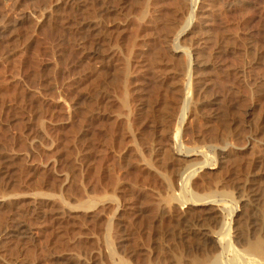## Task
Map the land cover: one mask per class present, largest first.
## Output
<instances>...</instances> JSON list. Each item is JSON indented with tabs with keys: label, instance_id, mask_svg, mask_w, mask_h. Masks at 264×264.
<instances>
[{
	"label": "rangeland",
	"instance_id": "obj_1",
	"mask_svg": "<svg viewBox=\"0 0 264 264\" xmlns=\"http://www.w3.org/2000/svg\"><path fill=\"white\" fill-rule=\"evenodd\" d=\"M84 1L0 0V264H181L183 261L180 260H184L185 263L199 259H208L210 264H245L247 260H236L237 256L233 258L237 253L245 256V251H241L248 243L244 241L264 237V95L261 96V92L264 93V0H196V3L194 0H184V8L179 10L181 20L179 25H182L179 27L186 25L185 29L181 31L182 34L174 35L172 42L169 40L170 44L164 43V47L168 53L175 56V59L188 60L186 61L190 66L187 65L186 69L189 67V70L193 69L191 73L195 88L205 85L208 89L209 87L211 90L214 89L216 93L212 90L214 96L207 97L208 101L204 97L205 99L202 98L198 104L200 101H193L192 93L190 95L187 93L189 70L185 71L187 74H184V77L180 74L177 78L179 82L177 84L182 88L178 100H182L178 102L176 99L175 104L183 106L184 99L187 98L190 106L182 125V129H189V134H184L182 139L187 141V144L193 143L194 147L198 146L196 147L198 151L194 155L180 151L176 148L174 139L170 138L165 149L170 150L172 158L169 156L165 168L157 164L160 171L169 167L160 174L156 166L150 164L154 167V170L153 167L151 169L145 160L141 161L140 169L138 166L140 161L137 159L139 163L135 162L138 163L136 165L134 160L133 165L121 162L123 155L124 158L129 155L126 158L128 160L131 158L129 150L130 147L133 148V143L129 144L130 139L121 148L115 146L110 129L112 124L114 127V122L115 126L122 123V120L127 122L131 115L127 111H131L125 109L122 113V110L116 107L119 105L117 97L112 95L113 100L112 96H106L103 92L100 95L103 89L97 90L99 86L94 91V76L89 74H93L92 70L95 72L99 68L101 71L111 67L112 60L120 54L116 41L109 42L107 47L100 44L105 43L103 40L96 41L95 38L100 37L101 31L102 34H107V31H112L117 25L123 28L122 24L125 22L120 19L121 22L117 21V18L108 20L107 16L109 21L107 23L105 20L107 10L110 8L108 2L106 4L102 0L97 2L102 5L105 3L106 7L96 2L95 5L90 0L92 8L88 7L93 12L88 11V14L91 13L88 19L84 13L87 7ZM94 7L105 8V12L103 9H98L100 13L95 12L97 8L95 10ZM190 14L194 15L193 19H190ZM88 24H92V27ZM99 26L102 27L99 28L100 34L97 32ZM84 27H89L87 30V34H91L89 39ZM179 27L177 32L181 29ZM195 27L200 30L192 33ZM91 28L93 31L90 32ZM93 34L97 36L94 37ZM90 39L91 41L94 39L95 43ZM179 42L181 47L175 49L174 46ZM87 43L91 47L85 46ZM97 43L101 48L99 53L94 54L95 47H99ZM145 47H140V51L146 50ZM238 47L242 53H238L240 51ZM247 48H250V51ZM102 49H106L107 52L104 50V54ZM185 50L191 53L187 55ZM247 50L251 55L249 53L246 55ZM200 53L208 54L210 59L202 58ZM103 55H108L105 57L108 60ZM252 55L256 57L252 58ZM173 58L171 57L169 63ZM85 65L88 69L84 67ZM228 70L231 75L236 73V76L233 75L239 79L231 77ZM133 74L136 72L130 76H135ZM85 76L92 77L88 80L90 83H85ZM83 82L90 85L85 86ZM224 83L229 84L232 91ZM84 86L89 87L87 88L89 92H86L88 91L86 88L84 90ZM137 87L136 91L141 89L140 86ZM91 88L93 89L90 91ZM222 91L226 95L234 91V97L230 100L235 99L237 102L228 99L222 101L225 99ZM95 96L98 97L95 99L96 102ZM228 97L232 96L229 94ZM105 99L110 102L107 108ZM203 102L211 103L212 113L209 111L207 114L213 115V118L224 111L226 105L234 107L235 110L232 107L231 109L236 113L230 115L234 119L231 120L233 128L228 140L230 143L227 141V145L203 137L200 129L205 128V118L202 116L205 112L202 113L203 110L199 111L198 108ZM89 104L91 107L88 108ZM110 104H114V110H111ZM176 116L175 120H179L181 114L177 113ZM218 121L213 123L218 126ZM106 122H110L109 125ZM108 126L110 129H107ZM193 129L196 133L198 131L197 135L190 134ZM241 137L242 139L237 141ZM103 138L108 144L104 143ZM107 140L111 143L109 144ZM111 144L121 152L117 148L112 149ZM124 146L126 148L122 150ZM203 151L209 153L208 164L199 163L205 158ZM109 154H112L111 157ZM192 163H199L196 167L204 166L192 177L193 185L190 183V186L184 188V180L181 177L187 176L185 168ZM113 166H116V170ZM137 169L144 174L145 179ZM148 174L154 176L150 177ZM146 175L150 180L152 178V185L150 180L147 181ZM130 177L134 178V182ZM153 179L157 183H154ZM115 182L118 183L115 185ZM194 191L198 192V195L200 193L202 196L205 194L204 196L211 197L203 201H191ZM184 199L185 203L182 202ZM214 199L217 202H214ZM86 203L91 207L89 208ZM93 203L96 206H93ZM223 205H226V208H223ZM232 206L235 210L230 214ZM252 220H257L256 227H252ZM229 223L232 226L231 237L233 241L235 240L233 244V247H236L235 253L237 250L240 251L236 254L234 250L231 251L233 247L229 251L222 249L228 241L225 244L221 242L217 233L226 230ZM190 228L193 230L192 234L187 231ZM195 231L211 233L213 237L211 241L209 240L210 244L202 243L200 236L194 234ZM238 238H243L240 239L243 242ZM242 256L240 255L241 258H245ZM261 257L259 261L261 263H257V260L256 264H264V253Z\"/></svg>",
	"mask_w": 264,
	"mask_h": 264
},
{
	"label": "bare ground",
	"instance_id": "obj_2",
	"mask_svg": "<svg viewBox=\"0 0 264 264\" xmlns=\"http://www.w3.org/2000/svg\"><path fill=\"white\" fill-rule=\"evenodd\" d=\"M84 1V0H83ZM93 1V3L95 4V5H97L96 3H98L97 1L98 0H92ZM102 1H104V2H106V4H107V2H108V4H109V8L110 9H108L107 10V15H106V20L105 21H107V23L109 22L108 20H110V19H113V18H117V21L120 19V20H123V22H125V23H123L122 25H124V27L123 28H120V25H117V26H115L113 29H112V31H107V34L105 33H103L102 34V31L100 32L99 31V28H100V26L98 27V30H97V32L99 33H101V35H99L100 37H96L95 39H96V41H97V39L99 40V41H104L105 43H103L102 44V42L100 43L99 41H98V43H100L101 45H106L107 46V44L110 42V43H114L115 41H116V43L115 44H119V50L118 51H120V54H119V56L118 57H115L113 60H112V62H111V67H109V68H105V69H103V70H101V71H99V67H96V68H99L98 69V71L96 70V68H95V72L91 69V68H89V69H91L92 70V72H93V74H89V75H92V77L94 76V78H93V86L91 85V87H93V88H91L90 89V91L93 89L94 91H95V89L99 86V88L97 89V90H99V89H103L102 91H100V95H101V93L103 92L106 96H115V97H117V99H118V103H119V105H117L116 107H118V109L121 111L122 110V113H123V111L126 109H129L131 112H129V111H127L129 114H131L129 117H128V119H127V122H124V120H122V123L120 122H118L119 124H116V126H115V122H114V127H113V124H112V129H110L109 128V126H108V128L107 129H110V135H111V139H115V146H119L120 148L122 147V145L125 143V142H127V141H129L130 139H131V141L129 142V144L132 142L133 143V148L132 147H130V150H129V146L132 144H130V145H128V150L129 151H131L130 153V159L128 160V159H126V158H128V156L129 155H127V157L126 158H124V155H123V161L121 160V162L122 163H126L127 165H130V164H132L133 165V160H134V163L135 162H138V161H136V159L137 160H139L140 161V163H139V165L138 166H140V164H142L141 163V161H143V160H145L146 161V163H148L149 165L151 164V165H153V166H156L157 167V164H158V166L160 165V167H164L165 165H166V163L168 162L167 160H168V158H169V156L171 157V155H170V150H166L165 148H167L166 146L168 145L167 143L171 140L170 138H173L174 139V142H175V144L177 145V147L176 148H178L180 151H186L187 153H189V154H191V155H194L195 153H197V151H198V149L196 148V147H198V146H196V147H194L193 145V143H192V145L191 144H187L186 142H185V140L184 139H182V138H184L183 136H184V134H189V129L187 128H183L182 129V125H183V122L185 121V119H186V116H187V114H188V112H189V109H190V106H189V100L186 98V99H184L185 100V102H184V104H183V106H181V104L179 105V104H175V100L177 99L178 100V96H180V95H178L180 92H181V94H182V88H181V85L180 86H178V84H177V82H178V77L180 76V74L182 75L183 74V77H184V74H187V73H185V71L187 70L186 68L188 67L187 65H189L190 66V64L187 62L188 60L187 59H185V61H186V63H188V64H186L185 63V61H183V60H181V58H180V60L177 58V59H175V56H173V54L172 53H170L172 56H170V54L167 52V48H165L164 46H165V44L164 43H169L170 44V41L169 40H171V42H172V37L174 36V35H176V36H178L179 34H182L181 33V31H184V27L186 26H184V27H179V26H182L181 24L179 25V23H180V17H179V10L180 9H182V8H184V4H185V1L184 0H102ZM39 2V1H38ZM41 2V1H40ZM68 2V1H67ZM85 3V6H87L86 8H85V11H84V13H86V16H87V18L89 19V15L93 12L90 8H92L91 6H90V0H85L84 1ZM96 2V3H95ZM101 2V1H100ZM104 2H101V3H104ZM194 2L196 3V0H194ZM37 3V2H36ZM50 3V2H49ZM80 4V3H79ZM105 4V3H104ZM103 4V5H104ZM105 4V5H106ZM241 4H243V3H241ZM98 5H101V6H103L102 4H99L98 3ZM104 5V6H105ZM25 6V5H24ZM79 6V5H78ZM88 6H90V8L88 7ZM100 6V7H101ZM222 6V5H221ZM98 7V6H97ZM96 7V8H97ZM97 8V11H95V12H98V9H103V11H104V9L105 8ZM106 7V6H105ZM244 7H245V5H244ZM243 7V8H244ZM95 8V7H94ZM96 8H95V10H96ZM108 8V7H107ZM71 9V8H70ZM75 9V8H74ZM90 9V10H89ZM190 9V8H189ZM94 10V9H93ZM91 11V13L90 14H88L89 12ZM102 11V12H103ZM218 11V10H217ZM105 12V11H104ZM77 13V12H76ZM98 13H100V11L98 12ZM97 14V13H96ZM104 14H106V13H101V15H104ZM85 15V14H84ZM95 15V14H94ZM189 15V14H188ZM228 15V14H227ZM239 15V14H238ZM107 16H109V19L107 20ZM202 16V15H201ZM237 16V15H236ZM93 17V16H92ZM95 17V16H94ZM102 17V16H101ZM193 17H194V15L193 14H190V19H193ZM242 17V16H241ZM86 18V17H85ZM86 18V19H87ZM65 19H66V17H65ZM68 19V18H67ZM86 19H85V21H86ZM102 19H105V18H102ZM60 20V19H59ZM116 20V19H115ZM119 20V21H120ZM225 20V19H224ZM234 20V19H233ZM238 20V19H237ZM67 21V20H66ZM91 21V20H90ZM241 21V20H240ZM64 22V21H63ZM88 22V21H87ZM86 22V23H87ZM112 22V21H111ZM115 22V21H114ZM121 22V21H120ZM227 22V21H226ZM235 22V21H234ZM81 23V22H80ZM97 23V22H96ZM115 23H117V22H115ZM119 23V22H118ZM106 24V23H105ZM114 24V23H113ZM186 24H188V23H186ZM238 24V23H237ZM244 24V23H243ZM116 25V24H115ZM69 26V25H68ZM84 26H87V25H84ZM88 26H91L92 27V24L90 25V24H88ZM240 26V25H239ZM244 26V25H243ZM95 27V25L93 24V28ZM122 27V26H121ZM178 27H179V32H177V30H178ZM235 27V26H234ZM85 28V27H84ZM102 28V27H101ZM100 28V29H101ZM105 28H107V27H105ZM183 28V29H182ZM65 29V28H64ZM86 29V35H88L87 37V39H89L90 37H89V35H91V34H87V30H89V27H87V28H85ZM220 29V28H219ZM91 30H92V28L90 29V32H91ZM108 30V29H107ZM199 30H200V28H197V27H195V29L194 30H192L193 32L192 33H197V32H199ZM229 30V29H228ZM232 30V29H231ZM242 30V29H241ZM78 31V30H77ZM80 31V30H79ZM93 31V30H92ZM220 31V30H219ZM218 31V32H219ZM235 31V30H234ZM255 31V30H254ZM253 31V32H254ZM84 32H85V30H84ZM96 32V33H97ZM106 32V31H105ZM109 32V33H108ZM95 33V32H94ZM99 33V34H100ZM224 33V32H223ZM77 34V33H76ZM178 34V35H177ZM207 34V33H206ZM85 35V34H84ZM95 34H93V36H94ZM194 35V34H193ZM196 35V34H195ZM219 35V34H218ZM225 35V34H224ZM233 35V34H232ZM264 35V34H263ZM77 36H78V34H77ZM95 36H97V35H95ZM94 36V37H95ZM223 36V35H222ZM234 36V35H233ZM245 36V35H244ZM247 36V35H246ZM262 36V35H261ZM85 38H86V36H84ZM84 37H82V38H84ZM92 37V36H91ZM189 37V36H188ZM242 36H240V38H241ZM81 38V37H80ZM93 38V37H92ZM186 38V37H185ZM250 38V37H249ZM176 39H179V38H176ZM175 39V40H176ZM227 39V38H226ZM245 39V38H244ZM260 39V38H259ZM85 40V39H84ZM188 40V38L186 39V41ZM230 40V39H229ZM253 40H256V39H253ZM86 41V40H85ZM88 41V40H87ZM90 41H91V39H90ZM94 41V42H93ZM112 41H114V42H112ZM233 41V40H232ZM235 41V40H234ZM259 41V40H258ZM80 42V41H79ZM91 42H93V43H95V40L93 39ZM220 42V41H219ZM245 42H246V40H245ZM86 43V42H85ZM84 43V44H85ZM88 43H89V41H88ZM87 43V44H88ZM97 43V44H98ZM181 43H182V41H181ZM228 43H229V41H228ZM234 43H236V42H234ZM240 43H242V42H240ZM263 43V42H262ZM85 45V46H89V44H91V43H89L88 45ZM115 44H113V45H115ZM174 45H175V43H173ZM224 44V43H223ZM227 44V43H226ZM99 45V44H98ZM236 45V44H235ZM247 45V44H246ZM95 46V44L93 45V47ZM118 46V45H117ZM143 46H146L145 48H146V50L144 49L143 51H140V47L142 48ZM183 46V45H182ZM227 46V45H226ZM229 46V45H228ZM240 46V45H239ZM243 46V45H242ZM241 46V47H242ZM261 46H263L262 44H261ZM89 47H91V45L89 46ZM108 47V46H107ZM106 47V48H107ZM167 47V46H166ZM168 47H169V45H168ZM180 48L181 47V44H180V42H179V44L177 43L176 44V46H174V48ZM236 48H237V46H235ZM240 47V48H241ZM248 47V46H247ZM100 48H101V46L99 45V47H95V52H94V54L95 53H99V50H100ZM175 48V49H176ZM88 49V48H87ZM108 49V48H107ZM115 49V48H114ZM113 49V51H115ZM117 49V48H116ZM226 49V48H225ZM238 49H239V47H238ZM248 49V48H247ZM103 50V52H104V54H105V51L107 52V50L106 49H102ZM105 50V51H104ZM222 50H224L223 48H222ZM240 50V49H239ZM249 51H250V48L248 49ZM248 50H247V54L246 55H248ZM1 51V50H0ZM81 51V50H80ZM117 51V52H118ZM139 51V52H138ZM169 51V50H168ZM234 51V50H233ZM244 51V50H243ZM254 51V50H253ZM88 52H90V51H88ZM88 52H87V54H88ZM109 52V51H108ZM116 52V53H117ZM208 52V51H207ZM239 52H241V50L240 51H238V53ZM83 53V52H82ZM185 53L187 54V55H189L191 52L190 51H188V50H185ZM242 53V52H241ZM251 53V52H250ZM249 53V55H251ZM254 53H257V52H253V54ZM107 54V53H106ZM110 54H112V52L110 53ZM201 55V57L202 58H206V57H208V54L206 55L205 53H200ZM235 54V53H234ZM98 55H101V54H98ZM98 55L96 56V57H98ZM113 55V54H112ZM112 55H110L111 57H112ZM240 55V54H239ZM242 55V54H241ZM245 55V54H244ZM90 56H91V53H90ZM102 56V55H101ZM108 55H106V56H104L103 55V57L105 58V57H107ZM243 56V55H242ZM253 56V57H252ZM252 56H249V57H252V58H254V57H256V55H252ZM92 57H94V56H92ZM95 57V58H96ZM111 57H109V58H111ZM114 57V56H113ZM171 57L173 58V60L169 63V60H171ZM178 57V56H177ZM197 57H199V56H197ZM238 57V56H237ZM258 57V56H257ZM2 58V57H1ZM85 58H87V57H85ZM99 58H101V57H99ZM98 58V59H99ZM202 58H200L201 60H202ZM245 58V57H244ZM88 59V58H87ZM105 59H107V58H105ZM191 59V58H190ZM208 59H210V56L208 57ZM207 59V60H208ZM235 59V58H234ZM238 59V58H237ZM242 59V58H241ZM247 59V58H246ZM100 60V59H99ZM102 60H104V59H102ZM108 60V59H107ZM111 60V59H110ZM109 60V61H110ZM199 60V59H198ZM263 60V59H262ZM87 61V60H86ZM98 61V60H97ZM193 61V60H192ZM191 61V62H192ZM200 61V60H199ZM202 61H204V59L202 60ZM205 61H206V59H205ZM218 61V60H217ZM253 61H254V59H253ZM89 62V61H88ZM88 62H85V64H87ZM190 62V63H191ZM207 62V61H206ZM215 62V61H214ZM240 62V61H239ZM248 62V61H247ZM259 62V61H258ZM82 63V62H81ZM99 63V62H98ZM106 63H108V62H106ZM105 63V64H106ZM110 63V62H109ZM108 63V64H109ZM252 63V62H251ZM89 65H90V67L92 66L90 63H88ZM100 64H101V62H100ZM100 64H98V65H100ZM104 64V65H105ZM107 64V65H108ZM244 64V63H243ZM88 65V66H89ZM87 66V67H88ZM260 66V65H259ZM85 68H86V65L84 66ZM93 67V66H92ZM101 67V66H100ZM108 67V66H107ZM171 67H172V71H171ZM133 68L135 69V70H133ZM170 68V69H169ZM224 68H226L225 66H224ZM86 69H88V68H86ZM189 69H190V67H189ZM188 69V70H189ZM206 69V68H205ZM263 69V68H262ZM85 70V69H84ZM188 70H187V72H188ZM192 71H193V69H191ZM191 70H189V84H188V90H187V93H188V95H190L191 93H192V96H193V101L194 100H196V102H197V100H201L202 98V100H204L205 98H206V101H208L209 99L207 98V97H211V96H214V94L216 93L215 92V90L214 89H212L214 92L212 93V90H211V87H209V89L207 88V87H205V85H204V87H203V85L202 86H198L197 88H195V86H194V82H193V78H192V73H191ZM198 70V69H197ZM253 70L255 71V69L253 68ZM257 70V69H256ZM133 71H135L136 72V74H133V75H135V76H133V77H131L130 76V74H132V73H135V72H133ZM211 71V70H210ZM252 71V70H251ZM264 71V70H263ZM262 71V72H263ZM88 72V71H87ZM89 72H90V70H89ZM132 72V73H131ZM228 72H229V70H228ZM227 72V73H228ZM236 72V71H235ZM253 72V71H252ZM226 73V72H225ZM224 73V74H225ZM226 73V74H227ZM230 73V72H229ZM228 73V74H229ZM233 73V72H232ZM238 73V72H237ZM245 73V72H244ZM207 74V73H206ZM214 74V73H213ZM219 74V73H218ZM234 74V73H233ZM231 75V73H230V75H231V77L232 76H234V75ZM239 74V73H238ZM237 74V75H238ZM220 75V74H219ZM218 75V76H219ZM229 75V76H230ZM240 75V74H239ZM257 75V74H256ZM236 76V75H235ZM234 76V78H238V77H235ZM252 76V75H251ZM88 77V76H87ZM92 77H90L89 76V78H86V76H85V78H84V80L86 79V81H85V83L86 82H89L90 83V81H88L90 78H92ZM221 77H223V75H221ZM225 77H226V75H225ZM227 77H228V75H227ZM220 78V77H219ZM218 78V79H219ZM222 79V78H221ZM224 79V78H223ZM227 79H229V78H227ZM226 79V82L228 81ZM239 79V78H238ZM213 80V79H212ZM225 80V79H224ZM231 79H229V81H230ZM203 81V80H202ZM222 81V80H221ZM228 81V82H229ZM222 82H224V81H222ZM227 82V83H228ZM234 82V81H233ZM240 82V81H239ZM84 83V82H83ZM84 83V84H85ZM91 83H92V81H91ZM179 83V82H178ZM208 83V82H207ZM253 83V82H252ZM83 84V85H84ZM218 84H221V83H218ZM226 83H224V85H225ZM248 84V83H247ZM251 84V83H250ZM90 85V84H89ZM88 84H85V86H89ZM201 85V84H200ZM207 85V84H206ZM213 85V84H212ZM216 85V84H215ZM224 85H223V87H224ZM227 85V84H226ZM229 85V84H228ZM227 85V87L229 88V86ZM239 85V84H238ZM84 86V90H85V88H86V90H88L87 88H89V87H85ZM137 86H140V90H141V92H140V90H138L137 89V91L135 90V88L137 87ZM216 86H218V85H216ZM222 87V85H219V87ZM252 86V85H251ZM226 87V86H225ZM224 87V88H225ZM247 87H248V85H247ZM138 88V87H137ZM224 88H221V89H224ZM251 88V87H250ZM226 90H228L227 88H225ZM229 89H231V88H229ZM233 89H234V87H233ZM240 89V88H239ZM257 89V88H256ZM193 90H194V92H193ZM211 90V91H210ZM218 90V89H217ZM226 90H224V91H226ZM243 90V89H242ZM253 90H254V88H253ZM229 91V90H228ZM231 91H232V89H231ZM230 91V92H231ZM247 91V90H246ZM86 92H89V90L88 91H86ZM93 92V91H92ZM234 92V91H233ZM233 92L232 93H229L230 94V96H232V97H228V95H226L225 94V92H223L222 91V93L224 94L223 95V97L225 98V99H223L222 101H224V100H226V99H228V101H231L230 99H232L234 96V94H233ZM237 92H238V90H237ZM252 92H254V91H252ZM258 92H260V91H258ZM83 93V92H82ZM91 93V92H90ZM184 93V92H183ZM218 93H220L219 91H218ZM228 93V92H227ZM262 94H261V96L262 95H264V93L263 92H261ZM88 94V93H87ZM98 92L96 91V95L98 96ZM235 94H236V91H235ZM253 94V93H252ZM257 94V93H256ZM251 95V94H250ZM86 96V95H85ZM91 96H93V94H91ZM97 96H95L96 98H94V101H95V99H98V97ZM112 96V97H113ZM216 96V95H215ZM87 97V96H86ZM86 97H85V99H86ZM88 97H90V96H88ZM111 97V98H112ZM205 97V98H204ZM220 97V96H219ZM223 97H221V98H223ZM235 97H237V96H235ZM100 98V97H99ZM102 98H103V96H102ZM106 98V97H105ZM218 98V97H217ZM217 98H215V99H217ZM252 98V97H251ZM257 98H258V96H257ZM83 99V98H82ZM84 99V100H85ZM92 99V98H91ZM116 99V100H117ZM214 99V100H215ZM262 99V98H261ZM260 99V100H261ZM103 100V99H102ZM106 101H107V104H105V106H106V108H107V105L109 106V103H108V100L107 99H105ZM110 100V99H109ZM113 100H114V97H113ZM176 100V101H177ZM182 100V99H181ZM180 100V101H181ZM233 100H235V99H233ZM232 100V101H233ZM87 101H89V100H87ZM87 101H85V103L87 102ZM93 101V103H95ZM100 101V100H99ZM111 101V100H110ZM140 101V102H139ZM179 100H178V102H180ZM231 101V102H232ZM236 101V100H235ZM139 102V103H138ZM217 102V101H216ZM226 102V101H225ZM224 102V103H225ZM237 102V101H236ZM243 102V101H242ZM245 102V101H244ZM89 103V102H88ZM91 103V102H90ZM98 103V102H97ZM100 103V102H99ZM101 103H103V102H101ZM114 103V102H113ZM183 103V102H182ZM201 103V101L200 102H198V104H200ZM218 103H219V101H218ZM221 103V102H220ZM87 104V103H86ZM115 104H116V102H115ZM227 104H229V103H227ZM235 105H238V104H236V103H234ZM98 105V104H97ZM96 105V106H97ZM110 105H112V104H110ZM197 105V104H196ZM210 105H211V103H209V102H203L198 108H199V111H201V110H203V111H201L202 113H204L203 115H202V113H200L202 116H204V118H205V128H203V129H200L201 130V133L203 134V137L207 140L208 138L210 139V140H215L216 142H219V143H222L223 145H225L226 143H228L229 141V136H230V134H231V132H232V124H231V120H233L234 118L232 117H230V115L233 113L232 111V109H234V107H232V109H231V107L229 106V105H226V103H225V105H226V107L224 108V107H222V108H224V111H222L223 112V114H222V112L220 113V114H218L217 116H215L214 118L210 115V114H207L209 111H210ZM218 105V104H217ZM220 105V104H219ZM221 105H222V103H221ZM230 105H231V103H230ZM234 105V106H235ZM242 105V104H241ZM245 105H246V103H245ZM244 105V106H245ZM249 105V104H248ZM86 106V105H85ZM89 106H90V104L87 106L88 108H89ZM93 106H94V104H93ZM100 107H102L101 106V104L99 105ZM98 106V107H99ZM105 106H103V107H105ZM113 106H114V104L111 106L112 108H111V110L113 109L114 110V108H113ZM86 107V108H87ZM91 107V106H90ZM99 107V108H100ZM216 107V106H215ZM239 107H240V105H239ZM86 108H84V109H86ZM214 108V107H213ZM219 108H221V106H219ZM218 108V109H219ZM236 108V107H235ZM97 109V108H96ZM103 109V108H102ZM110 109V108H109ZM237 109V108H236ZM240 109V108H239ZM250 109V108H249ZM110 110V111H111ZM115 110L117 111V112H119V114H121L120 113V111H118L117 110V108H115ZM195 110H197V108L195 109ZM235 110V109H234ZM95 111V110H94ZM107 111H109V110H107ZM198 111V112H199ZM237 111V110H236ZM254 111V110H253ZM87 112V111H86ZM126 112V113H127ZM179 112H181V113H179ZM220 112V111H219ZM249 112V111H248ZM85 113V112H84ZM127 113V114H128ZM177 113L180 115L181 114V117L179 118V120H175L176 118H174V116L175 117H177L176 115H177ZM210 113H212L211 111H210ZM234 113H236V112H234ZM233 113V114H234ZM240 113V112H239ZM239 113H237V115L239 114ZM118 114V113H117ZM126 114V115H127ZM198 114V113H197ZM206 114V115H205ZM88 115V114H87ZM125 115V116H126ZM236 114H235V116H237ZM121 116H122V114H121ZM124 116V115H123ZM124 116V117H125ZM198 116V115H197ZM116 117V116H115ZM118 117V116H117ZM88 119V118H87ZM117 119H119V117L117 118ZM122 119H123V117H122ZM194 119V118H193ZM237 119V121H239V119L238 118H236ZM219 120V121H218ZM89 121V120H88ZM215 121H218V126H216V124L215 123H213V122H215ZM112 122V121H111ZM117 122V121H116ZM92 123V122H91ZM97 123V122H96ZM106 123H108V122H106ZM110 123V122H109ZM109 123H108V125H109ZM233 123V122H232ZM103 124V123H102ZM200 124V123H199ZM234 124V123H233ZM238 124V123H237ZM97 125V124H96ZM100 125V124H99ZM101 126V125H100ZM192 126V125H191ZM202 126V125H201ZM234 126V125H233ZM237 126V125H236ZM83 127V126H82ZM102 127H105V126H102ZM101 127V128H102ZM203 127V126H202ZM89 129V128H88ZM105 129V128H104ZM106 129V130H107ZM101 130V129H100ZM99 130V131H100ZM88 131V130H87ZM86 131V132H87ZM98 131V132H99ZM102 131H103V128H102ZM97 132V133H98ZM174 132V134L172 135V133ZM99 133H101V131L99 132ZM105 133V132H104ZM107 133H108V130H107ZM194 133H196V131L193 129V131L191 130V132H190V134L193 136V134ZM200 133V135H202ZM236 133V132H235ZM198 134V131H197V133H196V135ZM238 134V133H237ZM240 134V133H239ZM95 135H96V133H95ZM109 135V136H110ZM114 135H116V136H114ZM243 135V134H242ZM98 136V135H97ZM97 136L95 137V138H97ZM102 136V135H101ZM100 136V137H101ZM105 136V135H104ZM103 136V137H104ZM173 136V137H172ZM238 137V136H237ZM236 137V138H237ZM94 138V137H93ZM98 138H99V136H98ZM192 138V137H191ZM83 139V138H82ZM87 139V138H86ZM101 139V138H100ZM104 139L105 138H103V141H104ZM108 140L110 139V138H107ZM128 139V140H127ZM194 139V138H193ZM201 139V138H200ZM240 139H242V137L241 138H239L237 141H239ZM244 139V138H243ZM94 140V139H93ZM95 140H98V139H95ZM107 140V141H108ZM190 140H192V139H190ZM205 140V141H206ZM236 140V139H235ZM234 140V141H235ZM100 141H102V140H100ZM113 141V140H112ZM228 141V142H227ZM97 142V141H96ZM109 142V141H108ZM192 142V141H191ZM194 142V141H193ZM242 142V141H241ZM102 143V142H101ZM104 143H107L106 142V139H105V141H104ZM111 142H109V144H110ZM197 143V142H196ZM230 143V142H229ZM236 143H238V142H236ZM108 144V143H107ZM211 144V143H210ZM83 145H85V144H83ZM106 145V144H105ZM175 145V146H176ZM227 145V144H226ZM91 146V145H90ZM93 146V145H92ZM108 146H110V145H107V147ZM115 146H112V144H111V147H113L112 149H114V148H117V147H115ZM126 146V145H125ZM123 147V149L122 150H124V148H126V147ZM98 147V146H97ZM106 147V146H105ZM223 147H226V146H223ZM110 148V147H109ZM97 149H99V148H97ZM97 149H95V150H97ZM103 149V148H102ZM107 149V148H106ZM171 149V148H170ZM117 150H118V148H117ZM125 150H127V149H125ZM127 150V151H128ZM202 150V149H201ZM86 151V150H85ZM119 152H121V150H118ZM126 151V152H127ZM105 152V151H104ZM172 152V151H171ZM107 153V152H106ZM129 153V152H128ZM203 153H205V158H204V160L203 161H201V162H199L200 164H204V163H206V164H208L209 163V161H210V158L208 157V152H205V151H203ZM231 153V152H230ZM173 154V153H172ZM86 155V154H85ZM106 155V154H105ZM110 155V157H111V155L112 154H109ZM230 155V154H229ZM103 156V155H102ZM238 156V155H237ZM96 157H97V155H96ZM113 157L114 156H112V159H113ZM174 157V156H173ZM231 157H233L234 158V156H232L231 155ZM230 157V159H232ZM117 158V157H116ZM172 158V157H171ZM216 158V157H215ZM215 158H213V159H215ZM90 159V158H89ZM98 159H99V157H98ZM111 159V158H110ZM243 159V158H242ZM97 160V159H96ZM173 160V159H172ZM233 160V159H232ZM235 160V159H234ZM144 161V162H145ZM169 161H171V159L169 160ZM185 161V160H184ZM236 161V160H235ZM238 161V160H237ZM240 161V160H239ZM254 161V160H253ZM115 162H116V160H115ZM114 162V163H115ZM143 162V163H144ZM229 162V161H228ZM233 162V161H232ZM110 163V162H109ZM113 163V162H112ZM138 163H135V165L136 164H138ZM145 163V164H146ZM170 163V162H169ZM174 163V162H173ZM199 163H192V164H189L188 166H187V168H185V171L186 172H188V174H185V175H187V176H185V177H181L184 181H183V183H184V188H185V186L187 187V186H190V183H191V180H192V177H194L195 175H196V173H198V170H199V168L200 167H203L204 165H202V166H200V167H196L197 166V164H199ZM234 163V162H233ZM239 163V162H238ZM246 163V162H245ZM117 165L119 164V163H116ZM115 164V165H116ZM144 164V165H145ZM205 164V165H206ZM114 165V164H113ZM116 165V166H117ZM143 165V166H144ZM150 165V167H151V169H152V167L153 166H151ZM167 165H168V163H167ZM174 165V164H173ZM235 165V164H234ZM241 165V164H240ZM99 166V165H98ZM116 166H113L114 167V169H115V167ZM121 166L123 167V164H121ZM124 166L126 167V165L124 164ZM137 166V167H138ZM94 167V166H93ZM119 167V166H118ZM130 167V166H129ZM133 167V166H132ZM136 167V168H137ZM166 167V166H165ZM164 167V168H165ZM171 167V166H170ZM182 167V166H181ZM108 168V167H107ZM110 168V167H109ZM128 168V167H127ZM140 168H142L141 166L139 167V169ZM147 168H149V166L147 165ZM169 167L167 166V169H168ZM121 169V168H120ZM122 169H124V168H122ZM139 169H137V171L139 170ZM150 169V168H149ZM149 169H147V170H149ZM157 169L159 170V168L157 167ZM167 169H165V170H167ZM109 170V169H108ZM116 170V169H115ZM142 170V169H141ZM153 170H154V167H153ZM157 170V171H158ZM161 170V169H160ZM159 170V171H160ZM164 170V171H165ZM236 170V169H235ZM130 171V170H129ZM136 171V174L138 173ZM140 171V170H139ZM143 171V170H142ZM158 171V172H159ZM163 171V170H162ZM162 171H160L159 172V174L162 172ZM163 171V172H164ZM133 172H135V171H133ZM132 172V173H133ZM141 172V171H140ZM150 172V171H149ZM152 172V171H151ZM225 172V171H224ZM238 172V171H237ZM97 173V172H96ZM114 173V172H113ZM142 173V172H141ZM89 174V173H88ZM156 174H157V172H156ZM158 174V175H159ZM184 174V173H183ZM97 175V174H96ZM107 175V174H106ZM128 175H131V174H128ZM138 175V174H137ZM142 175H143V179H145L144 178V174L142 173ZM149 175V174H148ZM151 175V174H150ZM149 175V176H150ZM163 175V174H162ZM164 175H165V173H164ZM163 175V176H164ZM103 176V175H102ZM112 176V175H111ZM133 176H134V174H133ZM139 176H141V174L139 175ZM139 176H136V177H138V178H140ZM147 176V175H146ZM152 176H154L153 174H152ZM152 176H150V177H152ZM155 176H157V175H155ZM162 176V177H163ZM171 176V175H170ZM98 177V176H97ZM110 177V176H109ZM124 177V176H123ZM129 177V176H128ZM169 177V176H168ZM230 177V176H229ZM99 178V177H98ZM111 178V177H110ZM132 177H130V179H131ZM142 178V177H141ZM154 178V177H153ZM164 178V177H163ZM115 179H117L116 177H115ZM133 179V182H134V178H132ZM161 179V178H160ZM112 180V179H111ZM119 180V179H118ZM137 180V179H136ZM136 180H135V183H136ZM140 181H142V179H139ZM149 178H148V176H147V181L149 182ZM151 180H152V178H151ZM151 180H150V183H151ZM156 180H158V178H156ZM195 180V179H194ZM115 181V180H114ZM147 181H145L146 183H148ZM153 181H154V179H153ZM152 181V182H153ZM204 181V180H203ZM100 182H101V180H100ZM112 182V181H111ZM122 182V181H121ZM137 182H138V180H137ZM144 182V181H143ZM143 182H141V183H143ZM157 182H159V180L157 181ZM156 181H154V183H157ZM171 181H169V183H170ZM192 182H193V180H192ZM116 183H118V182H115V185H116ZM139 183V182H138ZM173 183V182H172ZM195 183V182H194ZM211 183V182H210ZM100 184V183H99ZM114 184V183H113ZM137 184V183H136ZM171 184V183H170ZM169 184V185H170ZM196 184V183H195ZM198 184V183H197ZM102 185V184H101ZM112 185V184H111ZM140 185V184H139ZM150 185V184H149ZM151 185H152V183H151ZM175 185V184H174ZM193 184L191 183V186H192ZM107 186V185H106ZM161 186V185H160ZM172 186V185H171ZM203 186V185H202ZM207 186V185H206ZM117 187V186H116ZM163 187V186H162ZM165 187H166V185H165ZM198 188H199V186H197ZM194 188V187H193ZM115 189V188H114ZM125 189V188H124ZM195 189V188H194ZM105 190V189H104ZM144 190V189H143ZM165 190H167V189H165ZM114 191V190H113ZM150 191V190H149ZM197 195H194L193 193V195H191V198H190V200L191 201H194V202H196V201H203V200H206V199H209L210 197H211V195L210 196H204L205 194H203V196H202V194L200 195V193H199V195H198V192H196V191H194ZM100 193V192H99ZM102 193V192H101ZM112 193V192H111ZM151 193H152V191H151ZM104 194V193H103ZM146 194V193H145ZM258 194V193H257ZM105 195H107V192H106V194ZM111 195V194H110ZM120 196V195H119ZM143 196V195H142ZM149 196V195H148ZM108 198H109V195L107 196ZM150 197V196H149ZM102 198V197H101ZM118 198H120V197H118ZM110 199V198H109ZM112 200V199H111ZM150 200V199H149ZM189 200V199H188ZM88 201V200H87ZM114 201V200H113ZM144 201V200H143ZM214 202H217V200L216 199H214L213 200ZM89 202V201H88ZM87 202V203H88ZM91 202V201H90ZM89 202V203H90ZM95 203H97L96 201H94ZM109 202V201H108ZM153 202V201H152ZM182 202H186V200L184 199V200H182ZM193 202V203H194ZM86 203V204H87ZM105 203V202H104ZM86 204H85V206L84 207H86ZM93 206H96L94 203L92 204ZM118 205V204H117ZM215 205V204H214ZM217 206H218V204H216ZM87 206H88V204H87ZM92 206V207H93ZM121 206V205H120ZM140 206V205H139ZM89 207V206H88ZM91 207V206H90ZM89 207V208H90ZM142 207V206H141ZM226 208V205L224 206L223 205V208ZM238 207V206H237ZM102 208V207H101ZM85 209V208H84ZM114 209V208H113ZM115 209H117V208H115ZM158 209V208H157ZM218 210H222V209H220V208H217ZM229 210V209H228ZM235 210V208H234V206H232V208L229 210V213L230 214H233V211ZM112 212V211H111ZM142 212V211H141ZM124 213V212H123ZM163 214V213H162ZM145 216V215H144ZM92 217V216H91ZM96 217V216H95ZM154 218V217H153ZM143 219V218H142ZM148 219V218H147ZM258 220V219H257ZM257 220H252V224H253V226L252 227H254L256 224H258V222H257ZM86 221V220H85ZM112 221H114V220H112ZM185 221H187V220H185ZM140 222V221H139ZM181 222V221H180ZM230 222V221H229ZM113 223V222H112ZM130 223V222H129ZM105 224V223H104ZM134 224V223H133ZM189 224V223H188ZM223 224H224V222H223ZM225 224H226V226H227V224H228V221L226 220V222H225ZM231 223H229V225H228V227H226L227 229L226 230H224V231H221V232H217L218 233V236H219V240L221 241V242H223L224 244H225V242L226 241H228V243H227V245L225 244V246L223 245V247H222V249L225 251V250H231L232 249V247H233V244H234V241H233V239H232V237H231V232H232V226L230 225ZM147 225V224H146ZM260 225V224H259ZM258 225V226H259ZM12 226V225H11ZM179 226V225H178ZM181 226V225H180ZM179 226V227H180ZM186 226H188L187 224H186ZM112 227V226H111ZM256 227V226H255ZM22 228V226H20L19 227V229H21ZM98 228V227H97ZM103 228V227H102ZM223 228V227H222ZM116 229V228H115ZM135 229V228H134ZM186 229V228H185ZM234 229V228H233ZM126 230V229H125ZM115 231V230H114ZM184 231V230H183ZM189 233H193V230H191V228L189 229V230H187ZM194 234L195 235H197V236H200L199 238H200V240L202 241V243L204 242L205 244H210V239H212V235H211V233H209V232H203V231H201V232H194ZM236 234V233H235ZM239 234V233H238ZM217 236V237H218ZM235 236V235H234ZM239 237V236H238ZM234 238V237H233ZM236 238V237H235ZM107 239V238H106ZM109 239V238H108ZM216 239V238H215ZM239 239V238H238ZM237 239V240H238ZM240 239H242L243 240V238H240ZM239 239V240H240ZM110 240V239H109ZM194 240V239H193ZM210 240V241H209ZM245 240V239H244ZM248 240V239H247ZM247 240H245L244 241V243L246 242V244H247V247H245L244 246V250H242L241 252H243V251H245V253H244V255L245 256H242V254H239V253H237V252H240V251H238L237 250V254L235 253V251H236V249L234 250V248H236L235 246L233 247V249L231 250V251H233L234 250V253L236 254H233V255H235L233 258H235L236 256V260H241L242 261V259H245V260H247V262L245 261V260H243L244 261V263L245 264H256V261L258 260V262L257 263H261V262H259L261 259L260 258H262L261 257V254H263L264 253V237H259V238H257L256 240H254V241H247ZM107 242H108V240H106ZM219 241V242H220ZM241 241V240H240ZM239 241V242H240ZM112 242V241H111ZM241 242H243V241H241ZM108 244V243H107ZM200 244V243H199ZM242 244V243H241ZM114 246V245H113ZM222 246V245H221ZM108 247V246H107ZM110 248V247H109ZM223 250H222V252H223ZM241 250V249H240ZM111 251V250H110ZM116 253V252H115ZM224 253V252H223ZM223 253H222V255H223ZM231 253V252H230ZM240 255L242 256V257H245V258H241L240 257ZM115 257V256H114ZM179 261V260H178ZM180 261H183V263L181 262V264H210V262H209V260L207 259V260H191V261H189V262H187V261H185V263H184V260H180ZM211 261V260H210ZM235 261V260H234ZM240 261V262H241ZM233 262V261H232ZM236 263V262H235ZM242 263V262H241Z\"/></svg>",
	"mask_w": 264,
	"mask_h": 264
}]
</instances>
